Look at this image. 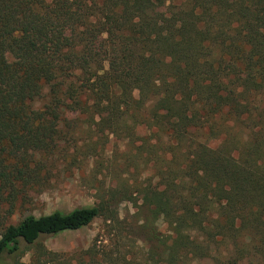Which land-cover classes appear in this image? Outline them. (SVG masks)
<instances>
[{"label":"trees","instance_id":"16d2710c","mask_svg":"<svg viewBox=\"0 0 264 264\" xmlns=\"http://www.w3.org/2000/svg\"><path fill=\"white\" fill-rule=\"evenodd\" d=\"M81 123L122 135L144 178L4 224L0 264H131L118 231L73 256L39 241L117 224V199L142 221L136 264H264V0H0L4 215Z\"/></svg>","mask_w":264,"mask_h":264},{"label":"rangeland","instance_id":"374dc122","mask_svg":"<svg viewBox=\"0 0 264 264\" xmlns=\"http://www.w3.org/2000/svg\"><path fill=\"white\" fill-rule=\"evenodd\" d=\"M62 131V140L53 155L47 158L36 157V163L40 162L43 166L38 172L40 181L32 184L30 191L26 189L24 198L18 197L14 214L10 217L4 215L9 203H0V233L4 224H16L28 215L38 217L54 211L66 213L80 207L97 206L110 188H119L124 182L134 184L144 178L136 177V164L139 165V161L124 160L126 149L117 139L122 135H110L106 131L100 133L95 126L83 123L76 124L71 130L64 128ZM135 153L133 149L131 155ZM146 174L148 172L144 176ZM114 205L117 224L100 217L83 229L42 237L39 241L49 251L73 256L89 248L101 250L113 242L118 231V235L122 234V253L127 261L136 264L138 257L133 259L131 255L138 256L140 253L142 233H137V228L142 221L138 219L137 208L130 201L117 199ZM29 257L27 254L22 262L28 264Z\"/></svg>","mask_w":264,"mask_h":264}]
</instances>
